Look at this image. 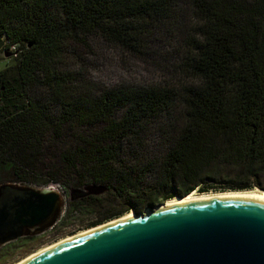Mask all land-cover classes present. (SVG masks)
Listing matches in <instances>:
<instances>
[{
    "label": "trees",
    "instance_id": "trees-1",
    "mask_svg": "<svg viewBox=\"0 0 264 264\" xmlns=\"http://www.w3.org/2000/svg\"><path fill=\"white\" fill-rule=\"evenodd\" d=\"M94 42L160 78L95 88L79 49ZM3 54L0 186L41 173L114 193L74 195L88 228L194 191L264 192V0H0Z\"/></svg>",
    "mask_w": 264,
    "mask_h": 264
},
{
    "label": "water",
    "instance_id": "water-1",
    "mask_svg": "<svg viewBox=\"0 0 264 264\" xmlns=\"http://www.w3.org/2000/svg\"><path fill=\"white\" fill-rule=\"evenodd\" d=\"M6 188L26 197L18 198L14 206H0V234L11 232L0 238V247L24 236L25 229L39 227L37 232L42 233L56 224L63 199L53 186L5 184L0 186V197ZM86 189L87 195L105 191ZM163 205L144 214L134 212V217L23 264H264V198L226 195Z\"/></svg>",
    "mask_w": 264,
    "mask_h": 264
},
{
    "label": "rangeland",
    "instance_id": "rangeland-1",
    "mask_svg": "<svg viewBox=\"0 0 264 264\" xmlns=\"http://www.w3.org/2000/svg\"><path fill=\"white\" fill-rule=\"evenodd\" d=\"M79 49L83 60L87 64V68L84 69V74L90 84L97 89L117 84H133L157 81L160 78V71H158L152 63L139 60L131 55H123L122 53H118L114 49L107 45L101 44L100 42L92 43V47L90 48ZM13 65H15L13 56L4 54L0 55V71H3ZM72 67L78 68L79 64H75ZM56 151L59 154L61 151L60 147H58V150ZM45 162L46 164L50 163L49 161ZM52 164L59 165V167H65V164L62 162ZM52 172H55V170H52ZM35 179L37 181L36 184L28 185L36 188L49 187L50 185L55 186V189L59 190L62 194L63 205L61 214L58 218V220L61 221L59 223L57 222L58 225L52 230L50 229L44 232V234H39L40 237L36 236L32 239L20 236L17 239H14L11 242L1 246L0 264H16L39 249L58 242L59 240L68 236H72L80 231L89 229L87 226L88 223L92 222L96 218V215L93 212L87 211L86 208L82 206L79 207L81 208V211H79L78 215L75 214L76 218H70V216H68L69 211L73 208L71 205L72 201H74L72 198V193L73 195H76L77 193L85 192L87 195L89 191L86 189V186L80 187L79 185L75 184L74 180H69L67 177L64 178L62 185H52V179L46 178V176H43L41 173H38L37 176H35ZM63 189H65L66 194L62 192ZM252 190L260 191L257 188ZM114 195L115 194L112 192L105 191L104 194H99L96 196L100 198L104 197L105 199H103L106 200V202L107 200L113 202V200H116ZM78 198L79 197H77V199ZM161 204L162 203H158L155 206L147 207L142 210V213L137 214L135 212V214H144L148 209H154ZM130 212L134 213L132 210ZM64 213L67 214L63 218Z\"/></svg>",
    "mask_w": 264,
    "mask_h": 264
},
{
    "label": "bare ground",
    "instance_id": "bare-ground-1",
    "mask_svg": "<svg viewBox=\"0 0 264 264\" xmlns=\"http://www.w3.org/2000/svg\"><path fill=\"white\" fill-rule=\"evenodd\" d=\"M226 195H247V196H255V197H260V198H264V192H261V191H257V190H251V191H232V192H210V193H198L196 191L192 192L191 194L185 196L184 198H178V197H175L169 201H167L166 203H164L163 207H167V206H174V205H177V204H180V203H184V202H187V201H193V200H198V199H203V198H208V197H215V196H226ZM131 217H134V214L132 212H129L127 214H125L124 216L120 217V218H117V219H114L112 221H109V222H106L104 224H101V225H98V226H95V227H92V228H89V229H86V230H83V231H80L72 236H68L64 239H61L59 240L58 242H55L51 245H48L42 249H39L38 251L32 253L31 255L27 256L25 259L21 260L20 262L16 263V264H23L27 261H29L30 259L58 246V245H61L63 243H66L68 241H71L73 239H76V238H79L81 236H84L86 234H89L91 232H94L96 230H99L103 227H106V226H109V225H112V224H115V223H118V222H121L123 220H126V219H129Z\"/></svg>",
    "mask_w": 264,
    "mask_h": 264
},
{
    "label": "flooded vegetation",
    "instance_id": "flooded-vegetation-1",
    "mask_svg": "<svg viewBox=\"0 0 264 264\" xmlns=\"http://www.w3.org/2000/svg\"><path fill=\"white\" fill-rule=\"evenodd\" d=\"M65 194H66V192H65ZM19 196H20V197H19ZM19 196H15V195H14V197H12V196L4 197L3 194H2V196H1V198H0V206H1V205H7V206H9V207L14 206V205L17 203V199H18V198H25V197H26L25 194H23V195H19ZM58 221H59V220H57V222H58ZM57 222H56L55 225H57ZM55 225H54V226H55ZM39 229H40L39 227L34 228V229H25V234H27V235H25V236H23V237H26V238H32V239H33V238L36 237V236L40 237L39 234H44V232H46V231H44V232H42V233H38L37 231H38ZM36 232H37V233H36Z\"/></svg>",
    "mask_w": 264,
    "mask_h": 264
},
{
    "label": "built area",
    "instance_id": "built-area-1",
    "mask_svg": "<svg viewBox=\"0 0 264 264\" xmlns=\"http://www.w3.org/2000/svg\"><path fill=\"white\" fill-rule=\"evenodd\" d=\"M54 187V189H55V186H53ZM56 190V189H55ZM56 191H59V190H56ZM63 193H65V191H64V189H63V191H62ZM59 193H60V191H59ZM61 194V193H60ZM61 196H62V194H61ZM56 226V225H55ZM55 226H53L52 228H51V230L55 227Z\"/></svg>",
    "mask_w": 264,
    "mask_h": 264
}]
</instances>
